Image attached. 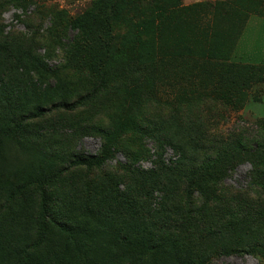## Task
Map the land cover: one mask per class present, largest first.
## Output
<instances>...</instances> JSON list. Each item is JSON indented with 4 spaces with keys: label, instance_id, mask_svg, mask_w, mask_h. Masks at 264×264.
Instances as JSON below:
<instances>
[{
    "label": "rangeland",
    "instance_id": "obj_1",
    "mask_svg": "<svg viewBox=\"0 0 264 264\" xmlns=\"http://www.w3.org/2000/svg\"><path fill=\"white\" fill-rule=\"evenodd\" d=\"M248 17L232 55V41ZM83 18L91 19L93 25L110 22L109 50L93 45L83 54L75 49L80 32L75 22ZM151 21V29L145 32L144 25ZM109 54L115 58L112 63L128 57L134 60L135 56L136 60L153 65L146 73L158 78V90L154 100L134 111V103L123 100L133 98L134 67L125 69L126 61L111 63L103 72L107 79L105 87H97L95 95L73 112H54L49 114L48 121L40 120L43 124L39 127L47 128L43 138L50 145L66 141L67 137L59 134L61 129L72 134L66 126L112 127L120 118L128 119L114 156L107 163L93 169L72 167L57 181L55 188L63 190L57 194L65 196L66 209L73 218L82 213L86 202L94 206L97 199L96 202L109 204L114 198H122L117 189L126 192L129 187L126 194L129 198L132 193L149 195L148 189H138L132 179L128 186V182L116 176L124 173L125 167L149 170L158 165V160L171 164L180 154L176 144L193 152L197 145L192 141L202 144L211 138L234 137L249 140L261 133L264 69L236 66L234 62L264 64V0H0V76L16 79L22 86L27 81L38 85L39 91L44 90L50 98L48 102L59 101L62 96L74 101L80 93L94 89L102 78L96 79L95 73L91 75L86 69L74 67L76 60H100ZM42 64L49 73H41ZM123 71L126 72L123 75L129 73V80L120 82ZM28 97L33 94L29 93ZM119 104L129 108V118L128 113L118 108ZM134 117L137 126L138 122L144 128L158 126V131L173 144L169 143L163 152L151 136L139 138ZM56 122L61 128L58 132L52 131L57 128ZM102 146L100 135H85L82 131L81 138L65 143L63 150L70 154L97 155ZM30 158L18 149L6 148L5 170L23 168ZM54 159L58 165L62 161L60 157ZM255 170L253 162L243 161L216 185L217 193L225 201L228 194L264 201V173L259 175ZM107 175L114 177L112 183L105 180ZM98 185L113 187L98 198L94 193ZM31 193L39 194L33 190ZM151 194L147 204L155 208L152 212H162L161 204L166 202L164 188L157 185ZM5 196L0 191V201ZM191 196L198 204L204 199L197 191ZM26 201L29 212L30 209L36 212L38 198L28 197ZM125 215L127 218L129 213ZM54 239L57 241L59 236L55 234ZM212 264H264V256L246 252L219 255Z\"/></svg>",
    "mask_w": 264,
    "mask_h": 264
},
{
    "label": "trees",
    "instance_id": "obj_2",
    "mask_svg": "<svg viewBox=\"0 0 264 264\" xmlns=\"http://www.w3.org/2000/svg\"><path fill=\"white\" fill-rule=\"evenodd\" d=\"M248 20L249 17L232 41V55ZM152 24L153 21L144 25L145 32H149ZM75 25L80 30L75 49L80 53H87L93 45L109 50L112 28L108 20L93 25L91 19L83 18ZM222 58L220 56L221 62ZM79 59L74 67L95 73V78H102V83L80 93L74 101L62 96L59 101L48 102L50 98L44 90L39 91L38 85L27 81L22 86L16 79L0 76V191L6 194L5 200L0 201V264H212L219 255L246 252L264 256V201L243 194H228L229 199L225 201L216 188L243 161L253 162L259 175L264 173V122L259 125L261 133L249 140L244 137L211 138L208 143L201 144L190 138L197 145L196 150L188 152L184 146L176 144L180 154L171 164L158 160V165L149 170L125 167L124 173L116 176L128 182V186L132 179L138 189L150 190H147L149 195L132 193L129 198L126 196L129 187L126 192L117 189L123 196L119 200L114 198L112 203L106 204L96 202L97 199L94 206L86 202L79 216H71L66 209L65 196L57 194L63 191L55 188L57 181L72 167L93 169L107 163L114 156L128 120L120 118L112 127L97 124L66 126L72 134L58 127L56 122L57 128L52 131L61 129L59 134L66 136V141L47 144L43 138L47 128L39 127L43 124L41 121H48L50 113L73 112L95 95L97 87H105V66L115 58L109 54L105 59L95 61ZM120 61L127 62L125 69L134 67L133 98L123 100L132 101L134 111H139L146 102L156 98L158 78L146 73L153 65L140 62L135 56L134 60L128 57L112 65ZM234 64L264 69V64L239 61ZM41 73H49L45 64H42ZM128 76L129 73L118 81H127ZM29 93L33 97H28ZM118 108L130 117L129 108L122 104ZM59 122L64 123L61 119ZM133 122L137 126L136 117ZM136 129L139 138L151 136L163 152L171 143L158 131V126L144 128L138 122ZM82 131L85 135L102 137L103 146L97 155L64 152L67 151L63 150L64 144L81 138ZM44 143L47 147L42 146ZM6 148L18 149L31 157L28 165L6 171ZM56 157L62 159L59 165ZM108 179L112 183L114 177L107 175L105 180ZM157 185L162 186L166 194V202L161 204L162 212H152L155 208L146 202ZM112 187L96 186L95 196L102 198L101 195ZM32 190L39 192L38 196L32 195ZM196 191L204 195L201 204L191 196ZM26 196L31 200L38 198L36 212L31 209L29 212ZM20 199L22 201L18 203ZM126 213H129L127 218L124 217ZM55 234L59 236L57 241Z\"/></svg>",
    "mask_w": 264,
    "mask_h": 264
}]
</instances>
